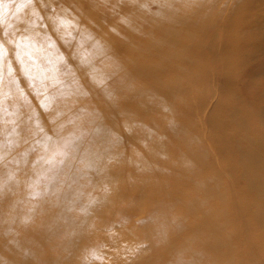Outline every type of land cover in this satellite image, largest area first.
<instances>
[{"label": "rangeland", "instance_id": "1", "mask_svg": "<svg viewBox=\"0 0 264 264\" xmlns=\"http://www.w3.org/2000/svg\"><path fill=\"white\" fill-rule=\"evenodd\" d=\"M52 1L53 3H50L48 0H0V10L7 5L5 15L9 14L8 16L11 17L10 22L2 23L8 24L10 28L6 29L0 27V33L5 35L6 32L10 36H15L16 34L24 35L21 43L25 45V48L20 50L24 60L23 65L13 61L16 49L12 46L11 54L3 59L4 65H9V61H11V67L15 65L16 68H29V63L27 61L29 60L30 54L33 56V63H35V61L37 63L40 60V46L45 47L47 45V40H52L54 42L57 36L51 34V38L48 37L46 41H41V38L38 39L36 36L35 29H44L50 24L57 27L59 32L57 34L60 35L63 32V28L60 24L68 21L73 23L70 24L66 30L67 34L71 35L75 31H80L81 29L91 30V33L95 34L98 39H101L107 31L117 25L118 33L115 36L121 35L120 37H123L129 34V32L124 30V24L128 21L133 24L132 18L135 17L133 15L134 11L130 14H124L118 10L116 8V3L119 2L118 0H108L105 5L99 6L94 4L93 7L82 0L79 2L81 4L79 8L83 12H87V15H81L80 17L76 16L77 10H75L74 7H72L71 10L67 7L68 5H72V0ZM136 1L138 7L135 12L137 14L142 12L139 8L141 7L145 8V13L147 15H154L157 14L160 9L162 10L167 0ZM168 1H172L173 8L178 14H180L182 10L188 9V4L185 0ZM122 2L124 4L125 0ZM139 2L143 3V5H140ZM211 2L213 3L212 11L216 12L207 10L202 15L208 19L213 18V29L211 30L217 35H215L217 45L213 48L218 49V46L221 44L227 47L226 50H223V57L219 54V51L214 56V60L217 61L215 62L216 66L218 64L217 67L219 68L216 72L223 74L226 65V71H230V74H228L229 76H226L232 77L234 81L238 80L237 85L239 86L235 85L236 87L234 89H230V86L223 87L217 74H215L216 77L214 78L206 68L204 69L198 65L196 66L194 62L193 64L190 62L187 67L181 69V62L174 59H166L165 55L169 49L166 43L164 44V42L161 41L159 46L152 44L155 41L159 43L161 31L151 29L145 24L139 27L136 32L137 34L134 29L131 30V36H138L137 39H139L138 42L143 47L142 49H135V51V43L133 46H129L130 48H126L123 45L117 50L115 56L113 55L114 57L110 56L106 59L104 57L103 63H100V61H93L92 63L94 66L96 65V69H93L94 67H91L87 63V59L85 60L87 56H91V54L94 53V45H92L91 41L85 43L81 35H79L78 38L69 37L63 43L64 46L62 45V49L57 51V53L62 52L65 54L66 52L68 55L69 53L72 55V57L64 59L59 64L57 72H54L55 77L64 82L63 85H65L66 90L62 93L58 89H54L56 86H48L50 101L43 102H50L55 108L65 109V111H69L67 107L71 106V118L74 120V123L71 124L75 125L76 121L83 120L82 127L86 130L88 129L87 132L82 133L84 138L86 137L92 140L91 145L94 148L107 150L114 154V156L107 161L109 168L112 167V170L115 169V167L127 168L129 166L128 161L126 162L123 158L128 156L138 157L146 153L143 151L142 145L135 146L132 137L128 139L120 137V134H118L120 130L117 131V129L122 128L129 133L139 136L138 138H141L142 143L150 144L153 142H162L163 160L155 164L161 167V169L159 171L157 169L153 172H150V170L144 172L148 176V179L151 180V183L162 185V187H159V189L148 186L145 189L147 197L142 201L140 197L134 198L129 195L112 205L92 204L93 198L110 192V186H104L103 183L102 185H100L101 183H97L96 185L93 183L94 185H92L90 175L84 174V176L80 177V188L77 186L76 181H70L68 186L65 185L62 187V180L68 179L67 176L71 172L77 174L83 172L82 169L85 163V160L79 156L80 154H77V156L73 155L75 149L69 146L65 147V156H70V160L75 163V166L74 168H66L64 174L59 173L56 176L55 174L52 176L45 175L46 178H40L39 175L37 181L35 180L31 184L30 179L25 176V174L18 172L21 176L20 178L26 183V192L29 193H34L36 189L42 190L49 187L50 185L45 184L48 180V182L54 183L52 187L55 189L53 195H51V200L58 203L55 209L49 206L51 205V202L47 201L49 199L38 191L37 196L28 197L27 200H38L41 202L38 206L43 208L46 212L60 210L61 217L58 219V227L61 232L67 229V233H59L58 235H56L55 232H51L49 243L46 246L44 245L41 250V258L38 264H46L43 259L47 256H59V258L64 259L61 262H57L56 260L54 264H136L138 259V262H142V260L148 256V253L153 255L155 249L157 253L154 252V254L165 259V247L158 242L159 235L165 238V232H167L171 240L178 238L173 241L176 245L184 243L185 238L190 239L193 237L188 230H184L181 237L174 236V234L171 233L172 228L177 225L176 222L188 213L186 203L193 199H197L200 203L202 202L203 205L200 208L198 207L199 209H195L196 212H194V216H186L185 221L187 226H190L196 217H203L207 213L208 217L213 215L217 216L216 224L220 225L228 220L227 229L233 227L234 220L230 213L227 219L222 216L223 203H225L226 207L229 206V208H232L230 201H228V196L231 195L232 192L237 194L235 199L239 203H243L244 197L242 192L246 190V183L244 179H235L233 172L226 173L218 166V163L224 164L228 158L238 157L237 153H233L232 156L225 153L219 154L217 150L218 146H224V135L219 125L225 121L226 116H228V121L232 123L234 119L232 112L239 111V113L243 115L245 121L250 123L249 136L256 140L261 138V141H264V0H198L200 7H205ZM247 8L250 11H247ZM31 10L32 14L30 18L28 21L24 22L19 13H25ZM49 10L51 11L49 12ZM231 20H237V23L240 24L236 32H233L229 27L231 25ZM196 42V39L192 38V45ZM11 43L12 41L10 39L9 44ZM29 47H33L32 53ZM111 47L110 45L107 50L112 51ZM201 49L203 50V48L197 49L196 44L193 47H189L186 54H188V56H194L193 60L196 62L199 60ZM131 50L134 51L133 54ZM248 51L249 53H247ZM128 57L136 61V66L138 68L145 66V64H148L152 70L153 67L158 68L159 73L157 82L159 85H166L167 87L172 86L177 82L183 81L185 78L182 82L184 85L183 93L175 91V94L172 93L169 99H165V104H167L165 111H161L158 107H155L160 110L157 117L154 111L147 112L146 109H141V98L135 99L129 95V85L133 87L138 85L151 87L155 84V81L149 75L136 77L134 75L137 73L136 71L129 73L131 68L135 69V67ZM41 65L43 70L48 74L52 72L51 68H47L49 65L48 62L43 61ZM100 68L103 69L104 72L100 71ZM93 73L97 75L103 74L107 77V90L97 93L98 95L96 93H90L88 90L89 86L86 85L87 80L90 82V78H94ZM119 74H121V76ZM126 74L130 76L128 79L125 78ZM189 76L193 78L188 79ZM12 77V72H3L2 89L15 95L14 98L9 100L10 104H14L16 98L21 100L19 96H21L23 92L27 94L32 86L39 84L38 79L29 81V78H24L19 84V89L14 90L6 83V81ZM194 78H196L195 81H193ZM215 88L218 92L215 91ZM35 92L33 94L35 100L27 101L26 104L22 106V110L37 112L38 108L41 107L43 103L41 102L43 93L40 92L39 89L37 91L38 94L35 95ZM128 97L129 99L127 100ZM233 101L238 102L237 107L232 106L231 103ZM176 103L179 106H177ZM120 105H122V107ZM123 105H127L124 111ZM110 107L114 108V113L111 111L112 117L108 115ZM172 109H175V112H173ZM149 114L152 116L153 120H158L164 128L160 127L156 130L153 128L151 130L148 123ZM99 116H102L104 126L116 125L114 129L115 132L110 133L111 138L109 137L108 140L101 141L102 135H100L95 128ZM210 119H212L213 122H211ZM175 121L181 125V129L176 128V131L167 126V124L171 122L176 124ZM9 123L14 124V121L9 119ZM69 127L67 130L57 128L55 131L54 129L51 131L57 136H68L70 139V137L74 135L71 131V129H74V126L69 125ZM235 128L246 133L245 130H242L243 127L241 126L235 124ZM111 130L113 129L111 128ZM28 132L32 134L33 129H29ZM32 136L36 141H39V136ZM111 147H113L112 150ZM43 149L44 147H42L40 143H36L33 154L38 156V154L43 152ZM81 149H83V146H81ZM117 150L120 151L117 152ZM55 157L57 158L55 161L62 160L64 155L62 152L57 151L55 152ZM201 157H207V163H199V166L195 167V170H192V168H190L193 167L191 164L197 162L198 158L201 160ZM37 160L39 161L38 158ZM8 165L11 170L16 171V169H18V164L14 160L8 159ZM27 168H30V166L27 165ZM217 171H219V173L222 172L220 185H217L214 179L215 173H218ZM193 172L195 175H193ZM139 175L142 176L143 173L139 172ZM2 176L3 174H0V183L5 184L4 180H1ZM232 180H235V190H231L232 188L228 186V183L232 182ZM206 181H208L209 186L205 185ZM113 185L125 186L122 179L115 180ZM64 189L65 191L67 190L66 192L71 191V194L72 191H75V193L76 191L85 193L86 190L90 193L88 196L82 197L80 201L77 200L76 194L72 201H65L59 199L56 195L61 191L63 192ZM126 189L130 192L133 191L134 188L128 186ZM153 189L159 190L154 191ZM205 189L213 190L214 194L208 197L207 193L204 192ZM228 192L230 193L229 195ZM108 197H111V194H108ZM174 199H176V201ZM143 206H146V208L144 207V209ZM168 206L170 210L167 209ZM147 209L148 211H146ZM227 210L229 211V209ZM165 211H168V217L174 220L166 226ZM65 212H67V214H65ZM67 217L73 222H78L80 218L85 219L80 226H74L69 223ZM188 220L190 221L187 222ZM51 225L54 226V223H51ZM148 229L152 231V234L148 233ZM208 232L206 228H203L198 232L196 238L194 240H189L188 243L195 249L202 248L204 241L209 238ZM224 232H226V234L228 233L226 229ZM20 233H22L20 235L27 234V232L24 233V230H21ZM5 236L10 237L11 235L7 234ZM52 238L59 244V248L54 246ZM71 239H73L72 244ZM121 239H123V241ZM258 239L259 235L252 232L249 238L239 235L236 249L234 250V248L231 247L228 250L227 247H223L221 249L222 257L234 256L235 258H233L235 260L232 258V264H260L259 259H263V256L260 255L256 248L255 243ZM150 241L156 244L152 246V248H154L153 252H148L146 249L150 246ZM215 241L216 240L212 237L209 239V243H215ZM142 246H145V248ZM181 256L187 259L190 257L188 252L182 253ZM211 257L220 258L219 254L218 256H212V253L207 252L204 259L202 257L200 261L211 259ZM169 258L171 261H174V259L179 258V255L174 252ZM29 263L37 264L33 259L29 260ZM158 264H165V262L163 263L162 260H159ZM201 264L204 263L202 262Z\"/></svg>", "mask_w": 264, "mask_h": 264}, {"label": "bare ground", "instance_id": "2", "mask_svg": "<svg viewBox=\"0 0 264 264\" xmlns=\"http://www.w3.org/2000/svg\"><path fill=\"white\" fill-rule=\"evenodd\" d=\"M48 1L50 3H53L52 0H48ZM72 1H73L72 5L67 6L68 9L71 10L72 7H74L75 10H77L76 13L77 17H80L81 15L86 16L87 12H83L79 8L81 6L79 2L82 0H72ZM84 1L88 3L91 7H93L94 4L99 6L105 5L108 0H84ZM118 1L120 3L119 2L116 3V8L120 10L122 13L130 14L134 11L133 15L135 17L132 18L133 24H131V22L128 21L123 26L124 30L129 32L128 36L132 35L131 30L134 29L136 33L139 27H141L143 24L149 26V28L151 29L160 30L161 39L159 40V43L155 41L152 44L159 46V44H161V41H163L164 44L166 43V45L169 47L165 55L166 59L178 60L179 62L182 63L180 67L181 69L187 67L190 64V62H192V64L194 62L196 63L195 64L196 66L198 65L199 67H202L204 69L206 68V70L210 72V74L214 78L216 77L215 74H217L223 87L230 86V89H234L236 86H239L237 85L238 80L234 81L232 77H227L229 76L228 74H230V71H226V65L223 74L216 72L219 68L217 67L218 64L216 66L215 62L217 61L214 60V56L219 51V54L222 55L223 57V50H226L227 47L221 44L220 46H218V49L213 48L217 45L216 43L217 40H215L216 34H214L213 31L211 30L213 29L212 26L213 18L208 19L207 17L202 15L207 10L210 11L213 10L212 2L205 7H200L198 4V0L197 1L185 0V2L188 4V9H184L180 14H178L177 11L173 8L172 1L167 0L165 2V5L163 4L164 6L162 7V10L160 9V11L157 14L147 15L145 13V8L139 7L142 12L138 14L135 12V10H137L138 7L136 0H125L124 4L122 2L123 0H118ZM139 4L143 5V3L141 2H139ZM45 5L43 6L46 7L48 4L46 6ZM6 7L7 5H5L0 10L1 13L0 27L8 29L10 28L8 24H2L4 22L11 21L10 19L11 17L8 16L9 14L5 15ZM50 11L51 10H49V12ZM247 11L250 10L247 8ZM212 12H216V11H212ZM31 14H32V10L25 13H19V15L22 16L24 22L28 21ZM72 23L73 22L67 21L60 24V26L63 28V32L60 35L57 34L59 33L57 27L50 24L44 29H35L36 36L38 37V39L41 38V41L42 40L46 41L48 37L51 38V34L57 37L56 39H54V42L52 40L51 41L47 40V45L45 47L40 46L39 48L40 60L37 63L36 61L35 63L32 62L33 56L32 54H30L29 60L27 61L29 63V68H24V67L16 68V66L13 65L12 67V69H14V71L12 72L13 77L6 81L7 85L11 86L14 90L19 89L20 87L19 84L24 78L35 77L36 79L39 80L38 85L32 86L27 92V94L26 92H23L22 95L19 96L21 100L19 98H16L14 100V104H10L9 100L14 98L15 95L2 89L4 93L2 97L3 107L6 109V112L4 113L3 122L0 123V143L2 145V147H0V157H1L0 174H3L1 180H4L5 182V184L0 183V264H30L29 260L31 259H33L38 264L41 258L40 256L41 250L44 247V245L46 246L49 243L51 232L52 233L55 232L56 235H58L59 233H67V229L61 232L60 228L58 227V219L59 217H61L60 210L59 211L56 210L53 212H46L43 210V208L38 206L41 203L38 200L36 201L27 200L28 197L37 196V191H38L44 197L49 199L47 200L51 202V205L49 206L55 209V206L57 207L58 203L53 202L51 200V195H53V191L55 189L52 187L54 183H50L48 182L49 181L48 180L45 184L50 185L49 187H46V189H42V190L36 189L34 193H29L26 192V188H25L26 183L20 178L21 176L18 173L20 172L22 174H25V176H27L30 179L31 184L35 180L37 181L39 175L41 178V177H45V175L52 176L55 174L56 176L59 173L64 174V170L66 168H74L75 166V163L71 162L70 156H65L66 146H69L71 148L73 147L75 149L73 151V155L77 156V154L78 155L80 154L79 156L85 160V163L82 169L83 172H80L79 174L72 172L70 174L67 173L69 174L67 176L68 179L62 180V187H64L65 185L68 186L70 181L71 182L76 181L77 186L80 188L81 187L80 177L84 176V174L90 175L92 179L91 182L92 185L94 184L96 185L97 183H101L100 185H102L103 183L104 186L107 185L110 186L109 188L110 192L104 193L102 196H97L93 198L92 204L99 203L103 205H112L118 200L129 195L133 196L134 198L140 197V200L142 201L144 198L146 199L147 197L145 189L148 186H152L153 188L162 187V185L151 183V180L148 179V176L146 175V173H144L149 170L150 172H153L154 170L158 169L159 171L161 169V167L155 164L163 160L162 142H153L150 144L142 143L141 138H138L139 136H136L133 133H129L127 132V130L122 128L117 129V131L120 130L118 131L120 137H125L126 139L132 137L134 139L132 141L135 142L134 143L135 146L142 145L143 151H145L146 153L138 157H134V156L125 157L123 159L126 162L128 161L129 166L127 168L115 167V169L112 170L111 169L112 167L109 168L107 161L110 158H112L114 154L107 150H99L94 148L91 145L92 140H89L86 137L84 138L82 133L87 132L88 129L86 130L82 127L83 120L76 121L75 125L71 124L74 123V120L71 118V112H72L71 106L67 107L69 111H65V109L55 108L52 103L50 104V102H43V101H50L48 86H54V87L56 86L54 89H58L62 93L66 90L65 85H63L64 82L60 79H57L55 77L54 72L55 73L57 72V68L59 64L64 59L72 57L70 53L69 55L66 52L65 54L62 52L57 53L58 50L60 51L62 49L63 43L69 37L78 38L79 35H81L85 43H89L90 41L92 42V45H94V53L91 54V56H87L85 60L87 59L86 60L87 63L91 67H94L93 69H96V65L94 66L92 63L93 61H100V63H103L104 57L106 59L110 56L113 55L115 56L117 50L121 48L123 45L127 48L129 46H133L135 43L134 50L135 49L140 50L143 48L138 42L139 40L137 39L138 36L137 37L135 36L120 37L121 35L115 36L118 33L117 25L113 26L109 31H107L102 36L101 39H98L95 34L91 33V30L81 29L80 31H75L71 35L67 34L66 30L68 29L69 25ZM230 24L231 25L229 27L230 29H232L233 32H236L240 26V24L237 23V20L234 21L231 20ZM23 36L24 35L21 34L10 36L6 32L5 35L3 33H0V42L3 43L5 49L7 50V54L5 55V57H8L11 54L12 52L11 46L14 49H16L14 45L17 42L20 43L21 45L20 50L25 48V45L21 43ZM192 38L196 39L197 41L194 45H192L191 43ZM10 39L12 41L11 44H9ZM196 44H197V49L203 48V50L201 49L199 60L195 62L193 60L194 56H188V54L186 53L189 47H193ZM110 45L112 46L111 47L112 51L107 50V48ZM29 50L32 53L33 47H29ZM131 53L133 54L134 51L131 50ZM247 53H249V51ZM128 58L129 60L132 61V65H134L135 67V69L131 68L129 73L136 71L137 73L134 74L136 77L149 75L155 81V84L151 87H145L143 85H138L136 87L135 86L133 87L129 85L128 86L129 95L135 99L141 98L140 101L141 109L142 110L146 109L147 112L154 111L157 117V114L160 110L165 111V107L167 106V104H165L166 103L165 99H169L172 93L175 94V91H179L183 93L184 85L182 84V82L185 80V78L183 81L177 82L172 86L167 87L166 85L165 86L159 85L157 82L158 81L157 76L159 73L158 68L152 66L153 67L152 70L151 67L148 66V64H145V66L138 68L136 66V61H133V59H131L130 57ZM13 61L18 64L16 58H14ZM43 61L49 63L47 68L52 69V72L50 74H48L45 70H43L41 65V62ZM195 65L194 67L196 68ZM8 68L9 65H4V72L9 71ZM26 70H27V75L25 74ZM100 71L104 72L103 69L101 68ZM119 75L121 76V74ZM93 76L94 78H90L91 80L90 82L88 80L86 81V85L89 86L88 89L89 92L97 94L106 91L107 90L106 88L108 86L107 77H105L103 74L97 75L95 73H93ZM129 77L130 76L126 74L125 78L128 79ZM192 78H193L192 76H189L188 79H192ZM195 80L196 78L193 79V81ZM15 81H18V83H15ZM38 89L40 92L43 93V98L41 101L43 103L41 104V107L38 108L37 112L22 110L21 109L22 106L26 104L27 101L35 100L33 94L36 91L35 92L36 95ZM72 90H76V89H72ZM215 91L218 92L216 88ZM128 99L129 97L127 98V100ZM231 104L232 106L237 107L238 102L233 101ZM176 105L179 106L177 103ZM120 106L122 107V105ZM126 106L127 105H123V111L126 109ZM155 107H158L160 110L156 109ZM111 111L114 113V108L112 107L109 108L108 111L109 116H111ZM172 111L175 112V109H172ZM232 114L234 118L233 119L234 123L229 122L228 116H226V119L224 121L225 123L223 122L222 124L219 125L224 135L223 137L224 146L220 147L219 145L217 150L219 154L225 153L227 155L229 154L230 156H232L233 153L238 154L237 158H232V157L228 158L224 164L218 163V166L221 168V170H224L226 173L233 172L235 179H244L246 183V190L242 192L244 197L243 203H239L235 199V196H237L235 192H232L231 195H229L230 193L228 192L229 195L228 201H230L232 208H229L227 203L226 205L228 207H226L225 203H223L224 206H223L222 216H224V218L227 219L230 213V215L234 220L233 227H231V229H227L228 220H226V222L223 224L220 225L216 224L217 216L212 214L213 216L208 217L207 213L203 217H199V218L196 217V219H194L192 224L190 226H187L185 221L186 216L187 217L189 215L194 216V212H196L195 209L198 207L200 208L203 205L202 202L200 203V201H198L197 199H193L192 201H188L186 203L188 207V213L182 216L181 219H179L176 222L177 225L174 226L171 230V233L174 234V236L176 235L178 237H181V235L184 233V230H188L193 237L190 239L185 238L184 243H182L181 245H176L173 241L178 238L171 240L169 233L165 232V238L164 236H160V235L158 237L159 238L158 242H160L165 247V254H164L165 259H163V257L156 256L154 254V252L157 253V251L155 249L153 252L154 248H152V246L156 244H153L152 241H150V246L147 247L146 249L148 250V252H153V255L148 253V256L145 257L146 261L145 259H143L142 262H138L139 261L138 259L136 264H158L159 260H162V262L163 263L165 262V264H198V261L199 264H201L202 262L204 264H232V258L234 256L222 257L221 249L223 247H227L229 250V248L233 247L235 250L237 247L236 244L238 245L239 235L246 236V238L247 237L249 238L251 232L259 235V239L255 244L257 250L259 251L260 255L263 256L264 259V141H261V138L256 140L251 138V136H249L250 123L245 121L243 115L239 113V111L238 112L233 111ZM9 119L13 120L14 124H10ZM36 120L40 121V126L43 128L42 132L38 131V129L36 128L35 126ZM210 120L211 122H213L212 119ZM148 123L151 130L153 128L154 130L160 127L164 128L158 120H153L151 115L148 119ZM235 124L243 127L242 130H245L246 133L237 130V128H235ZM69 125L74 126V129H71L74 135L71 136L70 139L68 136L67 137L57 136L51 131L52 129H54L55 131L57 128L62 130H67ZM167 126L169 128H172V130L174 131H176V128L181 129V125L177 122L176 124L171 122L167 124ZM95 128L99 132V134L102 135V139H101L102 141V140H108V138L110 137V133L115 132L114 129L116 128V125H110L108 127L104 126L102 122V116H99ZM111 128L113 130H111ZM29 129H33L32 134L28 132ZM32 135L39 136L38 137L39 143L42 147H44L43 152L41 154H38V156L33 154L37 141ZM47 137H51V139H47ZM81 146H83V149H81ZM112 148L113 147H111V150ZM57 151L63 153L64 158H62V160L60 159L55 161V159H57L55 157V152ZM118 151L120 150H117V152ZM207 157L206 158L201 157L202 158L201 160L200 158H198L197 162L192 163L191 166L193 167L190 168H192V170H195L196 169L195 167L199 166V163L206 164ZM37 158L39 159V161L37 160ZM8 159L14 160L18 164L17 165L18 169H16V171L11 170L9 168ZM27 165H29L30 168H27ZM219 171H217L218 173H215V178H214L217 185L221 184V178H222L221 177L222 172L219 173ZM139 172L143 173V175L142 176L139 175ZM193 175H195L194 172ZM117 179H122L125 186L121 187V186L113 185V182ZM234 182L235 180L234 181L232 180V182L228 183V186L232 188L231 190H235ZM208 184H209L208 181H206L205 185L207 186ZM128 186L133 187L134 188L133 191L129 192V190L126 189ZM159 189H153V190L158 191ZM66 191L64 189L63 192L61 191L56 195L61 200L72 201L74 199V195L76 194L77 200L80 201L82 197L88 196L90 193L88 190H86L85 193L82 191H76V193L75 191H72V194L71 191L69 192ZM204 192L207 193L208 197H211L214 194L213 190L211 189L209 190L205 189ZM108 194H111V197H108ZM174 200L176 201V199ZM144 207L146 208V206H143V208ZM169 208L170 207L168 206L167 209L170 210ZM227 209H229V211ZM146 211H148V209ZM65 214H67V212H65ZM67 219L70 224L74 226L76 225L80 226V224L83 223V220L85 218L84 219L80 218L78 222H73L68 217ZM172 221L174 220H171L168 217V211H165V226L171 223ZM189 221L190 220H188L187 222ZM51 223H54V226H52ZM219 223H220V219H219ZM203 228L204 229L206 228L207 232L209 229L208 232L209 238L208 240L204 241L202 248L195 249L191 246V244L188 243V241L191 239L194 240L198 232H200ZM225 229L228 232L227 234L226 232H224ZM21 230H24V233L27 232V234L20 235L22 234L20 233ZM148 233L152 234V231L148 229ZM7 234H10L11 236L6 237L5 235ZM211 237L216 240L215 243H209V239ZM123 239L121 240L123 241ZM52 241L54 246L59 248V244L56 241H54L53 238ZM72 242L73 239H71V244ZM143 248H145V246ZM174 252H176L179 255V258L174 259V261H171L169 257L173 255ZM186 252L189 253L190 256L189 259L183 258L181 256L182 253H186ZM207 252L212 253V256H218L219 254L220 258L211 257V259H205V261L202 260L200 261V258L203 257L204 259L205 254ZM234 258L233 260H235ZM263 259H259L260 264H264ZM43 260H45L46 264H54L56 260L57 262H61L64 259L59 258V256L56 257L47 256Z\"/></svg>", "mask_w": 264, "mask_h": 264}, {"label": "snow or ice", "instance_id": "3", "mask_svg": "<svg viewBox=\"0 0 264 264\" xmlns=\"http://www.w3.org/2000/svg\"><path fill=\"white\" fill-rule=\"evenodd\" d=\"M15 48H16V51H15V58L17 60L18 63H20L21 65H23L24 63V60L22 58V55H21V52H20V48H21V45L20 43H15ZM7 54V50L5 49L3 43H0V123L3 122V119H4V113L6 112V109L3 107V91H2V85H3V72H4V64H3V59L5 57V55ZM9 72H13L14 69H12L11 67V61H9V68H8ZM27 75V70H26V73ZM30 81H34L36 78L35 77H29ZM15 83H18V81H15ZM38 94V93H36ZM43 107V105H42ZM35 126L36 128L38 129V131H43V128L40 126V121L39 120H36L35 121ZM47 139H51V137H47ZM37 143H39V141H37ZM0 147H2V145H0Z\"/></svg>", "mask_w": 264, "mask_h": 264}]
</instances>
